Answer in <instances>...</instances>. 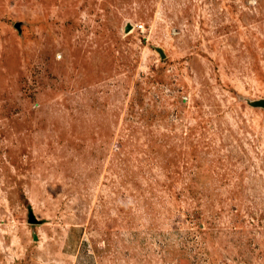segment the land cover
<instances>
[{
  "label": "rangeland",
  "instance_id": "374dc122",
  "mask_svg": "<svg viewBox=\"0 0 264 264\" xmlns=\"http://www.w3.org/2000/svg\"><path fill=\"white\" fill-rule=\"evenodd\" d=\"M261 100L264 0H0V264H264Z\"/></svg>",
  "mask_w": 264,
  "mask_h": 264
},
{
  "label": "water",
  "instance_id": "95a60500",
  "mask_svg": "<svg viewBox=\"0 0 264 264\" xmlns=\"http://www.w3.org/2000/svg\"><path fill=\"white\" fill-rule=\"evenodd\" d=\"M130 28H131V25L130 24L126 25V30H129ZM257 104L264 106V100L258 101Z\"/></svg>",
  "mask_w": 264,
  "mask_h": 264
}]
</instances>
